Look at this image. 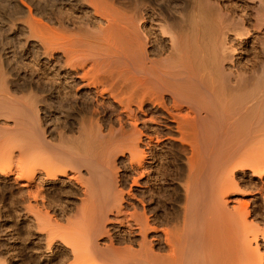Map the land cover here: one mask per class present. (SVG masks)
<instances>
[{
	"label": "bare ground",
	"instance_id": "bare-ground-1",
	"mask_svg": "<svg viewBox=\"0 0 264 264\" xmlns=\"http://www.w3.org/2000/svg\"><path fill=\"white\" fill-rule=\"evenodd\" d=\"M116 1L84 3L105 24L96 41L53 38L47 28L59 50L49 48L56 61L43 71L46 90L51 100L62 93L73 114L52 144L28 106L30 127L18 123L14 138L20 154L38 152L34 164L68 166L43 172L48 181L77 184L79 204L62 226L41 210L42 193L30 179L39 165L31 162L25 182L10 177L27 198L37 193L24 209L40 227L61 230L72 258L81 257L76 264H264V63L253 83L246 75L264 0H251L250 24L240 14L227 21L217 1L213 8L210 0L192 2L179 16L156 0H131L128 14ZM5 103L13 101L2 92ZM14 106L9 113H21ZM7 153L1 161L11 160ZM113 231L126 233L123 247Z\"/></svg>",
	"mask_w": 264,
	"mask_h": 264
},
{
	"label": "rangeland",
	"instance_id": "rangeland-1",
	"mask_svg": "<svg viewBox=\"0 0 264 264\" xmlns=\"http://www.w3.org/2000/svg\"><path fill=\"white\" fill-rule=\"evenodd\" d=\"M118 1L122 3L116 1L117 2V3L115 2L116 5L121 6L124 11L125 10L127 11V12L125 11V13L128 14V12L130 11V8L133 6L131 5L133 3H130L131 0L129 1L128 0H118ZM141 1L146 2V0H141ZM180 1L179 0H175V1L156 0V2L160 3L162 6L164 7L166 6L167 8L169 7L171 11L175 12L176 16H179L181 14L180 10L186 7V5L190 7V4L194 2L193 5L196 6L198 2L201 0H191V1L189 0L190 1L189 4H188L189 2L188 0H185L184 2L182 0ZM210 1L212 4L210 3ZM210 1H209V4H211V8H213L212 6L214 5L216 7L219 6L221 8V12L227 21H230L231 19L236 18L237 14H240L238 16L245 18V20H247L249 24L252 22L253 14L250 8V5L252 3L251 0H214V1L210 0ZM162 2H164V4ZM182 2L184 4L186 2V4L183 6ZM84 3H86V0H0V57H1L0 58V93L5 92L8 95V97L11 98V100L13 101L12 103L13 106L16 105V103L18 102L17 103L18 106L16 105V107L18 108L17 110H19L20 108L19 111L21 112V113L18 112L16 115L15 113L13 114L11 112L9 113V110L7 109H9L10 107L13 108L12 104L8 103L10 106L6 103L5 104L8 106L2 104L4 105L6 111L4 110V108H2V105L0 104V155H1L0 156V169H1L0 171H2L3 169L4 170L3 172H5V174L7 173L6 175L3 173V176H2V173H0V264H73V262L75 261V259L72 258L73 256L70 251V246H69L70 244L66 245L67 243V242L65 243L66 239L64 240V238H61V235L62 237L64 235L62 233L59 234L61 230L59 229V231L57 230L58 231L57 232L55 231V228L51 229V226L49 225L47 227L46 224H45L46 227H44L45 225L43 223L41 224V227H40L39 225H37V223L38 224L40 223L36 220V217L34 219V216L32 214L33 212L31 211V214H29L30 210L26 211L24 209L25 205L23 206V204H26L28 199L30 200L31 205L32 203L33 204L35 203L31 198V195L32 193L34 194V192H31V195L29 196L30 198L29 197L27 198L26 196H28V192L27 194H25L26 190H24L23 188H19L17 185H15V183L12 182V179L10 177H12L13 175L14 176L13 178H15L16 175H19V176L21 175L20 178L19 177L16 178L17 182L19 181L25 182V179L23 178L24 177L26 178V175L30 172L29 170V172H27L26 174V169L28 170V167L31 168V162L33 164L32 166L34 165L38 166L40 164V161H38L39 164L37 165L34 164V162L32 161L33 158L31 159V157L34 156V159L36 158L34 161L37 163L36 160H38V158L36 157V154L38 152L36 153V151L33 150L32 147H30V149L28 148L29 150H26L25 152H21L23 153L22 155L19 153L20 151L19 152L17 151L19 150V148H18V145L15 143L16 138L14 137L16 136V134H14L15 133L14 130L16 128H19V126L20 128H25V129H28V127H30L29 119L31 117H30L29 111L27 112L28 106L29 107L31 106L30 109H32L33 111L35 110L36 112H38L37 113L38 118L36 120V122H38L39 123L38 125L40 126V127L38 126V128L39 130L40 129L42 130V137L44 136L43 137L44 140L45 141L48 140L49 143H52V144H54L53 142L56 143V141L60 139V135L58 134L60 131L58 129L62 130L61 127L64 125L66 121L64 119L68 120L69 116L73 114L72 113L73 110L67 105L66 102H64V99H63L64 96L62 95V93H59L58 95H56L57 99L55 98L51 100L52 98L50 97V94L47 92L48 88H46L47 78H46V75L43 74V71L50 70V68H52L53 65L55 64L54 62L56 60L54 59H55L56 53H54L55 55L54 54L51 55L49 53L52 52L54 48H56V45H53V40H52L56 36L63 35L67 38L69 37V39L77 38V39L83 40L84 42L85 41L89 42L95 39L96 40L99 39L98 37L95 36V31L98 28H100V26H104L105 24L102 21L100 22L99 19L91 11L90 7L85 6L86 4ZM35 16L37 19L35 18ZM31 19L34 21L37 20L38 26H40L41 24L44 25L42 26V29L44 27L45 29L47 28L51 29L53 27L52 29L54 31L53 32L54 34L51 32V35H50L48 29L47 31L43 29L45 31V34H46L45 35L43 31H40L42 29L38 27L36 28L35 26L36 23L34 25V22ZM30 21L32 22V26H31ZM155 22L156 21H154V23ZM263 28L264 27H261L260 31L255 33L256 35L254 34V41H252L253 43L251 42L252 43L251 45L253 46L252 48L253 51L251 50L252 56L250 53L252 60L246 66L247 68L246 75L249 78L248 79L249 84L253 83L252 82L254 81L253 78L255 79V77L257 76L256 74L260 73L258 71L262 69L261 67L264 63V57H263L264 49L262 50L264 44L263 46L261 44V43H264V40H261L264 37ZM37 29L40 33H37ZM41 32H43V34H41ZM55 32L57 33L56 35H55ZM49 35L52 36L53 38L49 37ZM50 42H52L53 46L50 45ZM47 47L48 49L49 48L50 49L53 48V49L48 50ZM65 47L66 46H64V49H66ZM56 49L59 50V48H56ZM43 50H45L46 53ZM60 50L63 51L62 48H60ZM237 50L236 52L239 53L240 52L239 49ZM50 55L52 56L50 60L49 61L46 60L45 57L46 56L49 57ZM42 56L44 57L42 58ZM228 66L229 65H227L226 67ZM226 70L228 69L226 68ZM50 72L54 73L56 71L51 70ZM37 78L40 80H44V82L45 81L46 82L42 83V81L41 82L40 80L38 81ZM63 82H65L64 78H63ZM249 84L247 86H250ZM67 87L69 89H64L66 92H71V90H73L71 86L70 87L72 89L69 86ZM67 87L65 86V88ZM59 96L61 97V99ZM61 100H63L65 105L64 104L62 105L63 102ZM21 106L22 108H24V106L25 108L27 107L26 110L22 109ZM16 107L14 106L15 109ZM67 115L69 116L67 117ZM15 116L19 119H17ZM53 123L54 125H52ZM4 127L5 129H3ZM49 127L53 128L54 131L50 130L51 131L50 133V131H48ZM2 130L5 132H3ZM9 136L10 138H8ZM11 138H13V141ZM6 140L10 142L7 143ZM26 140H28L26 141L27 144L33 143V141H31L32 140L31 137H29L28 139L26 138ZM10 147L13 148V150ZM3 148L6 152L3 151ZM177 148L178 147L175 145V152L178 151L176 150ZM8 149H10L11 152ZM2 151H3V154H2ZM34 151L35 153L33 154ZM7 152H9L10 154L12 153L13 156L12 155L10 156L11 160H8L6 162H4L5 160L1 161V159L3 158L5 159L4 153L8 154ZM16 153H19V155H17ZM55 153H56V156L59 155L58 152L53 151V153H51L52 156H55ZM7 157L9 158V155ZM8 158H6V160ZM3 162H4V167H3ZM41 163L44 164L43 161ZM47 163L44 164L46 167H44L42 164L41 165L43 167L40 165H39L40 167L38 166L37 169H35L36 167L35 168L33 167L35 170H33L32 168L31 170L33 171L31 172L33 173L31 174L32 176L30 175L33 178H31L30 176L29 177L32 180L31 181L32 183L35 182V179H37L39 183L36 181V184H37L36 187L40 188V193H42V195H40V193L38 195H40V197L44 199V200L42 199L40 200L39 199L40 197L36 196L37 197L36 200L38 199L37 203L40 204V205L38 204L37 206L40 207L41 210L44 209L43 211L47 210L48 211V212L46 211L47 214L49 213L48 215H51L50 217L53 216L52 217L53 219L56 220V217H57V220H58L57 222L59 224L61 223L60 226H62V224L65 225L64 223L66 219L69 217V214H71V211L75 208L76 204L79 202L78 197L80 196V190L78 186H76L77 184L73 182L72 183L74 185H71L72 184L71 182H69V184L68 183L65 184V183H60V182L48 181L50 176L48 175L47 177L46 173H48V171L44 173L45 172L44 169L45 170L49 169V173H50V169H53L51 171L54 172L55 169H57V166L59 164H60L59 167L61 166L63 168L64 167L68 168V166L64 163L63 164L58 163L56 166L52 164L53 166L51 165L52 167H49L50 165H47ZM23 165L25 167V170H24ZM25 165H30V166H25ZM36 170L37 172L40 173V175L37 172L34 173V171ZM41 172L43 175L41 174ZM83 173H84V176H86L84 169H83ZM37 175L40 177H38ZM41 177L42 179H39ZM44 179L46 180L44 181ZM9 181L11 182L9 183ZM33 184L35 185V183ZM178 190L179 189H177V193H180L181 190L180 191ZM19 191L21 192V194ZM34 195H37V193L35 192ZM41 203L43 204L45 208L44 207L42 208ZM26 207L28 208V206ZM177 208L178 207L176 206L175 210ZM47 218L49 217L46 216V218L44 219H47ZM43 228H45V230ZM46 228H50L51 230H54V231H51L50 229L48 230ZM120 232L121 231L119 232L113 231V235L116 240V245L119 247H123V244L121 245V242H122V239L124 241L127 238V235L126 233H122V232L120 233ZM58 235L60 236V238ZM79 258H77L74 264H76L77 261L81 260Z\"/></svg>",
	"mask_w": 264,
	"mask_h": 264
}]
</instances>
